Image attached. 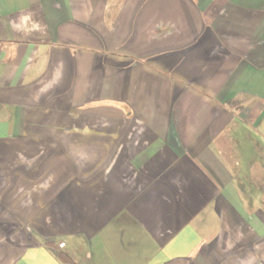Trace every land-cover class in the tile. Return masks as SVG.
<instances>
[{
    "label": "crops",
    "instance_id": "0c3cea01",
    "mask_svg": "<svg viewBox=\"0 0 264 264\" xmlns=\"http://www.w3.org/2000/svg\"><path fill=\"white\" fill-rule=\"evenodd\" d=\"M0 264H264V0H0Z\"/></svg>",
    "mask_w": 264,
    "mask_h": 264
},
{
    "label": "built area",
    "instance_id": "2783aa9c",
    "mask_svg": "<svg viewBox=\"0 0 264 264\" xmlns=\"http://www.w3.org/2000/svg\"><path fill=\"white\" fill-rule=\"evenodd\" d=\"M59 247L60 248H63L64 247V244L62 243V244H59Z\"/></svg>",
    "mask_w": 264,
    "mask_h": 264
}]
</instances>
